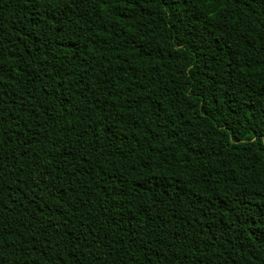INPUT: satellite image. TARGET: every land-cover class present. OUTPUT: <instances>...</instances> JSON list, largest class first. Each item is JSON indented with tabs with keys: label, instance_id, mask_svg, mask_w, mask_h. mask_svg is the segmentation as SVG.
I'll use <instances>...</instances> for the list:
<instances>
[{
	"label": "trees",
	"instance_id": "trees-1",
	"mask_svg": "<svg viewBox=\"0 0 264 264\" xmlns=\"http://www.w3.org/2000/svg\"><path fill=\"white\" fill-rule=\"evenodd\" d=\"M0 264H264V0H0Z\"/></svg>",
	"mask_w": 264,
	"mask_h": 264
}]
</instances>
